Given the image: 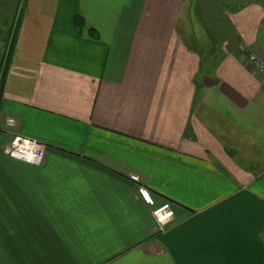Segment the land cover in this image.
<instances>
[{
	"label": "crops",
	"instance_id": "1",
	"mask_svg": "<svg viewBox=\"0 0 264 264\" xmlns=\"http://www.w3.org/2000/svg\"><path fill=\"white\" fill-rule=\"evenodd\" d=\"M17 1L0 264H264V75L239 49L264 60V0ZM7 117L42 163L5 153Z\"/></svg>",
	"mask_w": 264,
	"mask_h": 264
},
{
	"label": "built area",
	"instance_id": "2",
	"mask_svg": "<svg viewBox=\"0 0 264 264\" xmlns=\"http://www.w3.org/2000/svg\"><path fill=\"white\" fill-rule=\"evenodd\" d=\"M239 49L243 54H246L247 62L264 75V60L255 53L250 52L244 44L240 45ZM15 127L16 120L7 117L5 119V130L10 135V142L5 149V153L32 164L42 163L46 155L47 145L40 140L17 134L14 131ZM138 192L146 204L152 207L151 212L158 226V232L164 231L165 226L175 218V210L172 204L170 202L157 204L151 191L145 185H139Z\"/></svg>",
	"mask_w": 264,
	"mask_h": 264
},
{
	"label": "trees",
	"instance_id": "3",
	"mask_svg": "<svg viewBox=\"0 0 264 264\" xmlns=\"http://www.w3.org/2000/svg\"><path fill=\"white\" fill-rule=\"evenodd\" d=\"M22 1V0H21ZM19 2L16 5V10L12 16L13 24L9 27L7 31L6 44L7 45V53L0 58V92L3 91V86L12 62L14 49L18 39L19 27L21 23V15L23 14L24 7L21 6V10L19 9ZM19 13V15H18ZM75 23L78 27H81L85 23V19L82 15H77L75 18ZM90 31L94 33L95 29L90 28Z\"/></svg>",
	"mask_w": 264,
	"mask_h": 264
},
{
	"label": "rangeland",
	"instance_id": "4",
	"mask_svg": "<svg viewBox=\"0 0 264 264\" xmlns=\"http://www.w3.org/2000/svg\"><path fill=\"white\" fill-rule=\"evenodd\" d=\"M9 1H16V3L18 2L17 0H7V2ZM0 2H5V0H0ZM206 0H200V3L201 5L205 6L206 4ZM205 3V4H204ZM3 5H1V8H2ZM13 7L10 6V10L12 9ZM195 11V9L193 10ZM3 17L7 18V19H2V23L3 24H6V28L5 29H1L0 31V58L3 56V55H6L7 53V45L6 44V37H7V31L9 29V27L11 26V24H13V18H12V14L10 13L8 16L7 14L6 15H2ZM248 166L252 167L251 165L248 164Z\"/></svg>",
	"mask_w": 264,
	"mask_h": 264
}]
</instances>
